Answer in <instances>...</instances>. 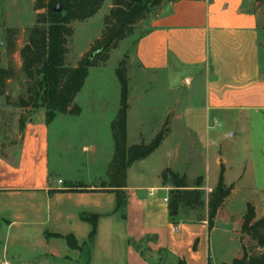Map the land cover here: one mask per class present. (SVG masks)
Instances as JSON below:
<instances>
[{
    "label": "crops",
    "instance_id": "crops-1",
    "mask_svg": "<svg viewBox=\"0 0 264 264\" xmlns=\"http://www.w3.org/2000/svg\"><path fill=\"white\" fill-rule=\"evenodd\" d=\"M251 5L252 0H179L151 19L149 31L135 40L133 58L138 70L180 78L189 90L199 82L202 102L178 112L168 108L147 135L142 123L132 116L131 98L137 97L129 91L128 83L127 145L150 142L167 119L169 131L152 154L126 169L121 189L109 187L106 178L113 154L110 123L119 106V84L113 79L108 83L101 77L90 79L91 69L99 66L88 69L84 84L74 97L79 114H58L48 123L44 109L40 108L23 120L13 159L0 152V216L6 218L8 228L19 223L24 231L22 236H32L41 244L44 255L66 258L72 253L78 259L80 247L88 244V264H232L241 254L240 230L236 231L244 214L231 209V200L241 191L264 189V185L260 188L252 183L250 174L251 165L258 160L264 165V137L255 143L249 137L253 118L264 121V64L260 57L258 14ZM86 90L93 98L111 95L112 109L106 111L105 106L95 109L92 101L90 109L84 110L78 99ZM63 119L69 120L70 133L102 132L103 141H87L75 147L72 159L77 161L74 163L79 165L82 179L66 175L59 161L54 171H50V128L53 122ZM220 119L229 122L225 133L230 139L237 138L244 127L246 130L244 145L231 149L233 159L229 157L227 165L224 158L212 152L216 144L209 124ZM176 133L188 139L182 155L179 152L182 143L173 142ZM195 146L201 150L199 156L208 168L211 164L213 171L219 173L223 167V182L232 186L211 229L206 215L178 224L169 221L167 197L172 187L160 177L165 170L185 176L189 183L201 177L208 195L216 181L209 185L208 173L200 175L192 171ZM53 148L61 155L73 146L58 136ZM17 155L18 166H10L8 162H14ZM231 163L240 165L242 171L228 179ZM31 164L36 165L37 172H31ZM116 190L124 196L121 207L116 204ZM247 204L254 206L257 219L264 215V204L260 207L252 202ZM87 218L94 219L90 243L93 227ZM215 232L233 249L229 261L227 256L221 259L212 254L211 237ZM68 236L75 243L72 249L66 242L62 244ZM247 239L254 241L246 236L245 246Z\"/></svg>",
    "mask_w": 264,
    "mask_h": 264
},
{
    "label": "rangeland",
    "instance_id": "rangeland-1",
    "mask_svg": "<svg viewBox=\"0 0 264 264\" xmlns=\"http://www.w3.org/2000/svg\"><path fill=\"white\" fill-rule=\"evenodd\" d=\"M32 3L33 0H0V65L3 68L12 67L14 70V78L8 81L6 89V93L11 97L13 103L8 105L4 97H0V152L3 155H11L12 159L18 147L19 120H26L32 113L36 112V110H31L29 108L21 109L15 106V103L17 104V97L25 96L26 89L29 85L21 72L19 50L25 44L26 29L31 27L34 23L35 13L32 10ZM110 6L111 0H104L101 8L96 14L83 22H75L71 25L73 34L67 41V66H75L77 61L89 50L92 43L99 37L103 26V17L108 13ZM251 6V9L258 14V35L261 44L260 57L262 64H264V0H252ZM161 11L162 10H160V12ZM147 26V24L139 25L131 36L121 41L116 48L109 52L108 59L104 64L99 65L98 69H91L89 76L90 79L101 77L107 83L110 79L111 82L112 79L117 80V78L115 79V67H117L119 61L125 60L127 79L130 88L129 91L134 97H137V99L131 98V113L135 120L142 123V130L148 135L151 130L158 125L159 121H161L162 114L168 110V108L173 112H178L185 107L201 104L202 84L198 82L189 90L185 83H181L180 78L175 79L172 76L166 78L163 74L144 73L136 68L133 58L134 42L140 33L147 30ZM9 28L13 29L14 32L11 34L10 38H7L6 30ZM106 87H108V85H106L105 88ZM90 94V91L86 90L79 96L78 101L83 105L84 110L90 109V102L92 101L94 104L92 107L95 109L99 108V106H105L106 111L112 109L114 100L111 95L110 97H108L107 94L102 96L96 95V97L93 98ZM253 119L254 122L251 124L249 137L250 140L255 143L264 137V121L256 117ZM69 125L68 119L55 121L51 125L49 151L50 171H54L59 161L63 165L62 168L66 175H70L76 179H82L83 176L79 172V165L74 163V161L77 162L75 158L72 159L73 153H75L76 150L75 147H79L81 143L87 141H103V136L102 132L95 134L70 133ZM176 125L180 126V123ZM209 125V131L213 134V139L216 144L212 152L219 158H224L227 165L229 164V157L233 159V157L230 156L231 149L243 146L245 143V127L242 125L244 127L243 131L238 133L237 138L230 139L225 133L230 127L227 120L220 119L219 122ZM58 136L64 140L65 144L69 142L71 146H73L72 150L65 149L61 152V155L58 154L53 148V144ZM175 141L182 143L183 147H181L179 151L182 155L188 139L176 133L173 142ZM200 151L198 146H195L192 150L193 157L191 159V164L193 168H191L192 166H190V168L193 169V172L200 173V175L208 173V175H206V183L213 185L215 181L217 182L216 179L219 173L217 170L213 171L211 164L209 168L204 164V159L199 156L201 153ZM258 152H260V150L256 153L258 154ZM257 157L260 158L259 155H257ZM18 159L19 157L17 155L16 160L14 162L10 161L8 164L17 167L19 163ZM231 166L232 170L228 172V179L242 171L240 165L231 163ZM30 168H32V173L37 172L35 170L36 165L31 164ZM250 170L251 179H253L251 180L252 183H256L258 187L263 188L264 165L258 160V163L251 165ZM205 200H207L206 193ZM246 202L256 203L260 207L264 204V189L257 192H239L231 200V209L235 211L236 214L243 215L246 209ZM206 213L205 208L199 211H190L185 214V218L187 220L201 219L205 217ZM19 225V223H16L14 228L9 229V223L6 218L0 216V264H88V244L80 247L81 251L78 259H74L71 255L72 253L66 258L64 255L60 257L51 254V256L44 255L41 244L35 242L32 236H26L24 234L22 236L24 231L19 228ZM239 230L240 227L236 232L239 233ZM10 235L13 237H10ZM62 242V244L66 242V245L72 249L67 239ZM211 244L212 254L220 256L221 259L227 256L226 259L229 261L233 255V249L225 245V240L220 238L217 232L211 237ZM246 246L249 257L258 256L263 252L261 248L250 239H247ZM246 264L257 263L252 261Z\"/></svg>",
    "mask_w": 264,
    "mask_h": 264
},
{
    "label": "trees",
    "instance_id": "trees-1",
    "mask_svg": "<svg viewBox=\"0 0 264 264\" xmlns=\"http://www.w3.org/2000/svg\"><path fill=\"white\" fill-rule=\"evenodd\" d=\"M176 1L179 0H111L108 13L103 17L99 37L76 65L71 67L66 65L67 41L73 34L71 25L83 22L96 14L104 0H33L34 23L26 29L25 44L19 50L21 72L29 85L25 96L17 97L15 106L21 109H44L48 123L58 114H79L80 108L73 100L84 84L88 69L104 64L109 52L131 36L139 25H148L151 19L160 15ZM56 5L61 8L59 13L53 11ZM148 31L147 26V30L140 33L136 39ZM13 32V29H7L6 37L10 38ZM115 76L119 84V106L110 123L113 154L107 167L106 178L109 187L121 189L124 187L126 169L135 161L152 154L168 134L169 128L167 119L150 142L128 146L126 143L128 79L125 60L118 62ZM12 78L13 68H3L0 65V97H4L8 105L13 103L6 93L8 81ZM22 128L23 120L20 119L19 130ZM160 177L163 183H169L172 187L167 197L168 218L172 224L186 221L187 212L205 208L207 226L211 229L218 210L232 189L231 185L226 186L223 182L222 166L214 188L207 195V200L201 177L189 183L185 176L168 170L163 171ZM123 203L124 196L116 190L117 206L121 207ZM87 220L93 227L89 236L90 243L94 234V219ZM246 236H251L262 248L263 252L260 255L249 257L244 242ZM65 239L71 247L75 246L71 236ZM240 248L241 254L232 261V264H246L252 261L264 264V215L257 219L254 206L251 204L246 205L240 222Z\"/></svg>",
    "mask_w": 264,
    "mask_h": 264
},
{
    "label": "water",
    "instance_id": "water-1",
    "mask_svg": "<svg viewBox=\"0 0 264 264\" xmlns=\"http://www.w3.org/2000/svg\"><path fill=\"white\" fill-rule=\"evenodd\" d=\"M53 11H54L55 13H59V12L61 11L60 6H59V5H56V6L53 8Z\"/></svg>",
    "mask_w": 264,
    "mask_h": 264
},
{
    "label": "built area",
    "instance_id": "built-area-1",
    "mask_svg": "<svg viewBox=\"0 0 264 264\" xmlns=\"http://www.w3.org/2000/svg\"><path fill=\"white\" fill-rule=\"evenodd\" d=\"M61 181H58V183H60Z\"/></svg>",
    "mask_w": 264,
    "mask_h": 264
}]
</instances>
